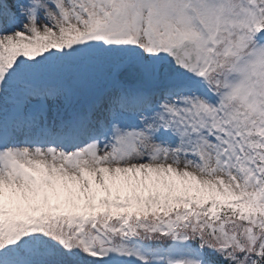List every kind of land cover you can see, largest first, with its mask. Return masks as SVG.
I'll return each mask as SVG.
<instances>
[{
  "label": "snow or ice",
  "instance_id": "snow-or-ice-1",
  "mask_svg": "<svg viewBox=\"0 0 264 264\" xmlns=\"http://www.w3.org/2000/svg\"><path fill=\"white\" fill-rule=\"evenodd\" d=\"M0 264H264V0H0Z\"/></svg>",
  "mask_w": 264,
  "mask_h": 264
}]
</instances>
